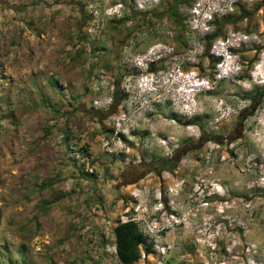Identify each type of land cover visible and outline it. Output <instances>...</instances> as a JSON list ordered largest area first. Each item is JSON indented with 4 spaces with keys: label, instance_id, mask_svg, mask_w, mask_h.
Masks as SVG:
<instances>
[{
    "label": "rangeland",
    "instance_id": "obj_1",
    "mask_svg": "<svg viewBox=\"0 0 264 264\" xmlns=\"http://www.w3.org/2000/svg\"><path fill=\"white\" fill-rule=\"evenodd\" d=\"M174 1L0 9V264H123L117 221L159 215L135 264H264V0Z\"/></svg>",
    "mask_w": 264,
    "mask_h": 264
},
{
    "label": "trees",
    "instance_id": "obj_2",
    "mask_svg": "<svg viewBox=\"0 0 264 264\" xmlns=\"http://www.w3.org/2000/svg\"><path fill=\"white\" fill-rule=\"evenodd\" d=\"M191 0H175L173 5H172V10L174 11L172 13L173 16H175L176 21L178 23H182V20L180 19L179 15L177 14V7L180 3H186V2H190ZM228 16H226L225 18H227ZM212 16H210V20H211ZM262 18H263V22H264V10L262 13ZM224 24H226L225 20L220 21V23L218 24V28L221 26H223ZM222 33H214L211 36V40H214L216 37L222 36ZM122 94L120 93V91L118 90V88H116L115 90V94H114V100H113V104L112 105H117L118 101L122 99ZM248 98H250L251 102H255L256 99L261 100L264 98V88L261 89H257L253 95H250ZM242 119V117H241ZM205 135V134H202ZM207 140H211L214 138L210 137V136H206L204 137ZM204 139V140H205ZM216 141V140H214ZM82 151L85 152V155H87V157H89V154H86L87 152V148L86 146H83L81 148ZM178 160L175 162L174 166L169 168L168 171H171L174 169V167L176 166ZM45 185H47V181L43 182ZM113 235H114V248H115V252L119 258V260L123 263V264H135L141 257V248L140 245L144 243V236H143V232L141 231V229L139 228V226L137 225L136 222L134 221H126V222H120L117 221V223L115 224V226L113 227ZM150 246H145V250L144 253H149L150 251Z\"/></svg>",
    "mask_w": 264,
    "mask_h": 264
},
{
    "label": "flooded vegetation",
    "instance_id": "obj_3",
    "mask_svg": "<svg viewBox=\"0 0 264 264\" xmlns=\"http://www.w3.org/2000/svg\"><path fill=\"white\" fill-rule=\"evenodd\" d=\"M143 134L144 133H142V135ZM204 139H205L204 136L200 135L197 139H195L191 142V145H192L191 148H188V146L190 145L188 143H184V144L176 147L175 149L172 150V152L169 154V156L167 158H160V159H155V160L154 159L144 160L141 158L137 168L135 169V172L137 174L135 175V177H133V180H132V178L127 179L126 180L127 184H132V183L136 182L137 180L142 179L144 176H146V174L148 172L153 171V172L160 173L165 169L168 170L169 168L174 166V164L177 160L179 162V159L185 153L189 152L190 150H195V149L201 148L204 144ZM126 173L127 172H124L123 176ZM132 173H134V171L129 173V175Z\"/></svg>",
    "mask_w": 264,
    "mask_h": 264
},
{
    "label": "built area",
    "instance_id": "obj_4",
    "mask_svg": "<svg viewBox=\"0 0 264 264\" xmlns=\"http://www.w3.org/2000/svg\"><path fill=\"white\" fill-rule=\"evenodd\" d=\"M172 219H174L172 215L169 216L159 215L152 217L149 222L148 221L145 222L143 228L141 229L144 238L148 237L149 240L153 239L156 241V238L161 236L162 232H165L166 229L169 227V225H171ZM126 221H134L137 223L136 218H127L125 216H121L120 222H126ZM152 250L159 253L160 257L165 253V249H159L158 246H153ZM144 257L145 254L142 251L141 258L143 259ZM158 264H163L162 260H158Z\"/></svg>",
    "mask_w": 264,
    "mask_h": 264
},
{
    "label": "crops",
    "instance_id": "obj_5",
    "mask_svg": "<svg viewBox=\"0 0 264 264\" xmlns=\"http://www.w3.org/2000/svg\"><path fill=\"white\" fill-rule=\"evenodd\" d=\"M7 8H10L8 7V5L6 4V0H0V9H7ZM5 12V11H3ZM2 13V12H0ZM5 67L7 68V70L9 69V64L8 63H5Z\"/></svg>",
    "mask_w": 264,
    "mask_h": 264
},
{
    "label": "clouds",
    "instance_id": "obj_6",
    "mask_svg": "<svg viewBox=\"0 0 264 264\" xmlns=\"http://www.w3.org/2000/svg\"><path fill=\"white\" fill-rule=\"evenodd\" d=\"M233 47V45H230V46H228V49L230 48H232ZM225 54H227L228 55V58L230 59V54H232L230 51H228L227 50V48H226V50H225Z\"/></svg>",
    "mask_w": 264,
    "mask_h": 264
}]
</instances>
